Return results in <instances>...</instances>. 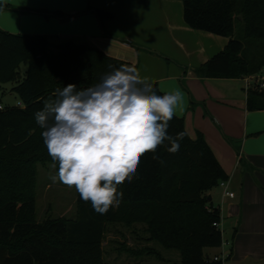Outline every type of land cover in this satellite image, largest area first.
I'll return each mask as SVG.
<instances>
[{
    "label": "trees",
    "instance_id": "obj_1",
    "mask_svg": "<svg viewBox=\"0 0 264 264\" xmlns=\"http://www.w3.org/2000/svg\"><path fill=\"white\" fill-rule=\"evenodd\" d=\"M183 2L189 26L230 38L223 51L201 66L202 74L240 78L261 71L264 0ZM95 12L101 20L112 16L100 9ZM237 14L244 19L242 35H236ZM24 64L28 68L22 73ZM121 64L129 63L89 43L73 39L57 43L47 35L0 28V86L14 84L12 91L23 104L0 110V264H107L104 242L114 223L145 224L148 240L180 252L178 264H223L205 251L223 245V231L215 225L221 222V211L211 204L208 193L229 176L204 135L192 138L184 119L176 115L168 133L187 132L179 151L171 154L160 146L158 159L145 154L133 181L119 188L124 194L119 207L98 214L78 193L74 218L38 221V165L52 161L34 113L55 99L57 88L68 84L86 88ZM151 83L158 95L165 94L157 82ZM248 105L251 110L264 109V90H250Z\"/></svg>",
    "mask_w": 264,
    "mask_h": 264
},
{
    "label": "crops",
    "instance_id": "obj_2",
    "mask_svg": "<svg viewBox=\"0 0 264 264\" xmlns=\"http://www.w3.org/2000/svg\"><path fill=\"white\" fill-rule=\"evenodd\" d=\"M0 4L11 5L0 8V28L5 31L47 35L57 43L67 39L89 43L135 65L163 92H180L183 111L177 108L175 115L184 119L192 138L204 135L229 176L227 189L235 193L226 195L221 185L208 193L211 204L220 208L228 248L205 251L210 257L224 256L226 264H264V109L249 108L242 77L200 71L227 47L229 37L189 26L183 0H0ZM96 9L112 16L101 20ZM236 18V35H242L243 16ZM12 88L11 94H16ZM4 89L0 86V91ZM9 105L23 106L21 101Z\"/></svg>",
    "mask_w": 264,
    "mask_h": 264
},
{
    "label": "clouds",
    "instance_id": "obj_3",
    "mask_svg": "<svg viewBox=\"0 0 264 264\" xmlns=\"http://www.w3.org/2000/svg\"><path fill=\"white\" fill-rule=\"evenodd\" d=\"M54 95L34 113L52 161L49 179L74 187L101 215L119 207V188L133 181L145 154L158 159L160 146L175 154L187 135L168 133L176 109L183 111L181 93L158 95L135 65L121 64L98 83L68 84Z\"/></svg>",
    "mask_w": 264,
    "mask_h": 264
},
{
    "label": "rangeland",
    "instance_id": "obj_4",
    "mask_svg": "<svg viewBox=\"0 0 264 264\" xmlns=\"http://www.w3.org/2000/svg\"><path fill=\"white\" fill-rule=\"evenodd\" d=\"M252 55V53H250ZM28 65L21 67L25 73ZM244 83V82H243ZM14 84H5V91H0V102L7 106L20 101L17 94H11ZM52 162L40 163L37 174V219L42 222L53 218H74L77 214V194L74 187L69 188L60 182L52 183L49 179ZM218 192V190H217ZM146 225L137 223L127 226L123 223L111 224L104 242L107 264H178L180 252L167 249L157 241L148 240ZM223 246L228 248L227 243Z\"/></svg>",
    "mask_w": 264,
    "mask_h": 264
},
{
    "label": "built area",
    "instance_id": "obj_5",
    "mask_svg": "<svg viewBox=\"0 0 264 264\" xmlns=\"http://www.w3.org/2000/svg\"><path fill=\"white\" fill-rule=\"evenodd\" d=\"M242 80L244 82V88L247 93L252 89L263 91L264 90V67L258 73L243 76ZM4 108L5 106L0 103V110ZM220 185L225 188L226 195H229L230 197L235 196L234 192H231L227 189V181H222ZM215 225L220 226V223L216 222ZM213 260L222 261L223 264H226V258L221 255L214 256Z\"/></svg>",
    "mask_w": 264,
    "mask_h": 264
},
{
    "label": "water",
    "instance_id": "obj_6",
    "mask_svg": "<svg viewBox=\"0 0 264 264\" xmlns=\"http://www.w3.org/2000/svg\"><path fill=\"white\" fill-rule=\"evenodd\" d=\"M209 200H211V196H209Z\"/></svg>",
    "mask_w": 264,
    "mask_h": 264
}]
</instances>
